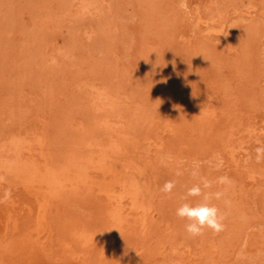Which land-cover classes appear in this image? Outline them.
I'll list each match as a JSON object with an SVG mask.
<instances>
[{
    "label": "rangeland",
    "instance_id": "374dc122",
    "mask_svg": "<svg viewBox=\"0 0 264 264\" xmlns=\"http://www.w3.org/2000/svg\"><path fill=\"white\" fill-rule=\"evenodd\" d=\"M185 2L0 0V264H264V0Z\"/></svg>",
    "mask_w": 264,
    "mask_h": 264
},
{
    "label": "clouds",
    "instance_id": "9594fccd",
    "mask_svg": "<svg viewBox=\"0 0 264 264\" xmlns=\"http://www.w3.org/2000/svg\"><path fill=\"white\" fill-rule=\"evenodd\" d=\"M180 7L182 9H187V4L185 0H181ZM258 158L260 153H264V148L256 149ZM198 165H196L191 173L193 177L199 175ZM177 176L182 175L181 172L176 173ZM227 177H220L219 183H228ZM211 182L206 178L201 177V182L194 184L192 187L188 188L187 193L183 199L187 200L188 197H199L202 195L204 189L210 188ZM176 187V181L169 180L164 183L160 191L164 194H171L173 189ZM223 193L217 192L215 196L220 199ZM12 196L11 190L6 189L4 191L3 197H0V203L10 199ZM176 216L181 220L186 221L184 228L187 234L191 237L202 236L206 230H211L213 233L219 234L224 230V220L225 214L214 204L209 202V197L207 195L203 196V199L195 204L192 203H182L176 209Z\"/></svg>",
    "mask_w": 264,
    "mask_h": 264
},
{
    "label": "bare ground",
    "instance_id": "6f19581e",
    "mask_svg": "<svg viewBox=\"0 0 264 264\" xmlns=\"http://www.w3.org/2000/svg\"><path fill=\"white\" fill-rule=\"evenodd\" d=\"M5 208H6V206H3V203H0V235H2L5 232L6 227H7L6 226V221H8V219H7L8 216H6L7 214H6Z\"/></svg>",
    "mask_w": 264,
    "mask_h": 264
}]
</instances>
